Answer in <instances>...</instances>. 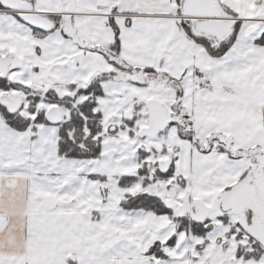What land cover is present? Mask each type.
I'll list each match as a JSON object with an SVG mask.
<instances>
[{
	"label": "snow or ice",
	"instance_id": "1",
	"mask_svg": "<svg viewBox=\"0 0 264 264\" xmlns=\"http://www.w3.org/2000/svg\"><path fill=\"white\" fill-rule=\"evenodd\" d=\"M0 264H264V0H0Z\"/></svg>",
	"mask_w": 264,
	"mask_h": 264
}]
</instances>
